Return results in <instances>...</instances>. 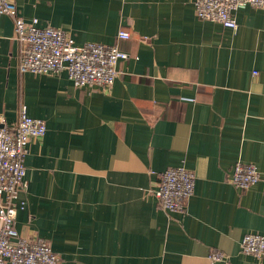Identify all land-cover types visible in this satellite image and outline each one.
Instances as JSON below:
<instances>
[{
	"label": "crops",
	"instance_id": "crops-1",
	"mask_svg": "<svg viewBox=\"0 0 264 264\" xmlns=\"http://www.w3.org/2000/svg\"><path fill=\"white\" fill-rule=\"evenodd\" d=\"M12 1L77 46L128 54L108 91L21 74L12 19L0 17V117L15 125L24 105L46 124L27 145L17 233L63 264H264L241 252L244 235L264 236V10L237 11L231 30L199 20L193 0ZM237 162L260 175L244 191L231 183ZM177 167L194 193L167 213L158 174Z\"/></svg>",
	"mask_w": 264,
	"mask_h": 264
},
{
	"label": "built area",
	"instance_id": "built-area-1",
	"mask_svg": "<svg viewBox=\"0 0 264 264\" xmlns=\"http://www.w3.org/2000/svg\"><path fill=\"white\" fill-rule=\"evenodd\" d=\"M196 17L231 30L237 29L235 13L246 8L264 10V0H193ZM12 19L15 40L20 45L18 70L21 74L53 75L65 72L78 88L108 91L114 84L120 61L128 54L117 44L86 43L77 46L73 38L59 28L42 26L37 19L24 20L12 0H0V17ZM129 32L120 30L118 40H129ZM46 133L43 120L27 114L23 105L15 125L0 117V264H63L49 243L41 238H23L15 229L18 192L26 187L24 158L31 139ZM260 175L252 164L237 162L232 168L231 183L244 191L256 184ZM195 177L182 167L168 168L158 174L155 196L160 209L167 213H184L194 193ZM24 203H19L23 208ZM241 252L260 258L264 254V236L246 234ZM220 253L209 260L225 261Z\"/></svg>",
	"mask_w": 264,
	"mask_h": 264
}]
</instances>
